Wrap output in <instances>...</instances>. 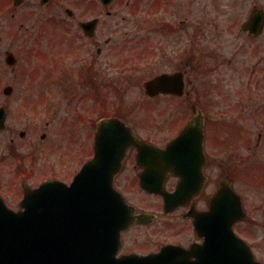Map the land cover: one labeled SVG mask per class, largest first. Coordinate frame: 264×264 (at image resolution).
<instances>
[{"label": "flooded vegetation", "instance_id": "flooded-vegetation-1", "mask_svg": "<svg viewBox=\"0 0 264 264\" xmlns=\"http://www.w3.org/2000/svg\"><path fill=\"white\" fill-rule=\"evenodd\" d=\"M201 1L204 3L201 4ZM213 6H216L213 0H0V64L14 62L7 67L15 71V76L8 75L13 78L10 81L0 75L3 82L0 107L6 109L5 128L0 132V136L3 135L0 143L4 148L0 153V193L8 203L11 206L18 205L25 186L36 187L47 177L70 182L84 163L73 171L72 162H64V147L52 135L55 129L64 128V119H58V115H51L45 123L46 131L41 134V138L48 141V147L43 149H40L39 142L34 143L36 139L32 137V129L18 126L19 120L13 115L26 107L24 103L29 104L32 92L29 89H21L19 92L17 83H14L17 78L21 81H33L29 79L32 77L49 79V83L52 82L50 91L54 96L57 92V78L73 75L87 80L89 90L81 95L80 103L83 104L78 106L75 118L67 119L68 126L65 128L69 143L80 137V140H85L87 150H94L98 122L102 117L119 115L129 124L127 113L132 107L123 100L131 87L132 69L129 64L132 66L144 59L147 53L166 63L173 60V69L157 74L167 72L182 75L185 93L181 97L159 94L155 98L160 100L170 96L179 100L186 99V105L176 102L178 106L175 108L178 111L171 110L183 113L184 120L192 115L195 102L199 101L206 108L194 92L196 77L208 73L211 75L218 71L217 65L231 63L235 56L242 57L245 53L250 67V74L246 78L253 86L247 92L255 94L254 102L258 105L255 112L264 110V106L260 107L264 105V89L261 92L264 86V0H226L222 3L224 10L221 11L213 10ZM254 12L257 14L252 17ZM128 15L135 18L142 15V23L146 27L151 25V32L159 31L163 41H155L150 33L144 32V42L132 41L133 37L128 32L123 34L125 40L120 42L115 40L113 34L103 37L102 28L106 23L111 28L110 22L118 18L126 20ZM92 19H98L96 27L82 26ZM167 38L172 40L166 41ZM107 60L119 64V72L128 83L127 87L119 83L122 80L111 83L115 84L113 90L115 96L119 97L118 104L109 95L101 96L98 93L96 83L100 65L102 61L107 63ZM26 66L28 69H25ZM102 84L107 83H101L100 86ZM8 87L11 88L6 89ZM86 95L93 98L91 103ZM73 97L78 99L79 96ZM15 100H20L21 104L14 107ZM55 118L58 120L55 121ZM212 123L206 111L207 162L203 189L199 194H194L188 204L180 205L172 211H165L162 197L140 191L139 175L143 167L138 163L137 149L131 148L123 156V168L115 177L116 187L136 206V213L151 210L156 217H147L140 222L137 218L136 222L121 231L117 257L131 254L156 255L146 258L142 264H245L244 255L251 254L248 264H264V235L254 233L253 226L245 225L247 219L234 225L236 237L232 242L221 240L212 228L208 234H203L204 227L197 222L199 213L210 211L213 195L223 178L232 177L233 186L242 193L236 185L242 166L236 160L234 150L241 151L243 139L236 144L233 138L224 137L225 133L230 135V132L221 129L217 123H213L214 128ZM58 125L61 127L57 128ZM137 132L142 136L139 130ZM143 137L161 146L170 140L164 138L158 142L152 137ZM21 146L31 147V150L22 154ZM83 149L85 144L82 145ZM178 182V176L169 175L166 188L173 191ZM146 198L154 199L140 202ZM243 199L246 205L244 196ZM79 215L81 213L77 212V224H74L70 232L77 238L85 231L82 224L84 219L80 220ZM66 221L70 222L71 219L67 218ZM113 222L111 218H97L94 227L96 237L100 238L101 234L107 235L111 231L113 233L112 229L108 232L103 227ZM69 231L66 228V233ZM241 239L249 244L250 250H245V243ZM98 249L101 252L99 245ZM164 249L167 250L165 254L157 255Z\"/></svg>", "mask_w": 264, "mask_h": 264}, {"label": "rangeland", "instance_id": "rangeland-1", "mask_svg": "<svg viewBox=\"0 0 264 264\" xmlns=\"http://www.w3.org/2000/svg\"><path fill=\"white\" fill-rule=\"evenodd\" d=\"M224 1L226 0H213V3H216V6H213L212 9L216 11L224 10V7L222 6V3ZM200 3L203 4L204 2L201 1ZM148 4L150 7V3ZM110 23L111 28L108 26L107 23L106 25H104V28H102V35L104 38L113 34L115 40L120 42L122 39L123 41L125 40V36H122L125 32H128V34L133 37L131 39L132 41L135 40L138 42H144L145 40L143 39L142 33L144 32L145 34L150 33L155 41H157V39L158 42L163 41V35L159 31L151 32V29L149 30V27L151 25L149 27H146V24L142 23V15L137 18L128 15L126 20L118 18L116 21ZM136 38L138 39L136 40ZM169 40L172 39L167 38L166 41ZM173 41L175 42V39H173ZM170 46L171 45H169V47ZM247 60L248 58L246 53L242 55V57L241 55L235 56L234 61H232L231 63L225 62L221 66L217 65V72L214 71L211 73V75L208 73L209 75H206L204 78H202L201 76H199L198 78L196 77V84H201L200 87H206L204 82L209 78L213 79L215 77L213 80V85L216 86L219 91L216 93L214 87L213 90L210 91L209 95L205 93L207 94V99L209 101L208 112L211 114L213 120L222 116V119H227L225 121L232 124L233 122L230 119H233L234 116L238 117V111L243 112L242 115H244L245 120L241 122L239 121L240 124H243L244 129L241 131V137L247 138L249 142L246 144H249V146H251L252 153L249 154V156H245L243 154V151L234 150V153L237 154L236 160L239 161L243 170L246 166L248 172V174L242 175L244 171L241 170V175L238 178L237 186L242 189L248 195V197H251L250 200L252 203H250V206L254 210L256 216L255 233L264 235V187H258V185L253 183L256 182V178L264 181V119L261 113L260 118L259 112H255V107L258 106L257 103L254 102L253 96L255 94L247 92L248 89L253 88L245 86L244 84L245 78L250 74V67L249 65H247ZM172 61L173 60H168V63H166L165 61H161L159 58H153L152 54L147 53L144 59L139 60L137 63L133 64L135 66L132 65L133 68L131 64H129V66L132 68V78L134 79L131 81L130 90L126 95V101L129 102L128 106L130 108L132 107L127 113V115L132 121H134L138 125L139 128L141 127L140 124L145 121L144 127L146 129V132L143 131L142 128H140L141 131H143L144 134H148V125L150 128H153L152 131L154 133H151L150 135L154 136L155 138H163L166 136L173 135L175 130H173L174 132L171 130L173 128L172 124L176 126L183 114H180L179 112H177L176 114L171 113V110L176 109L175 107L178 106V103H176L173 99L171 100L167 97H164L160 100L148 99L144 91V80L146 78L154 76L158 72L173 69L174 65ZM243 64L246 65L245 68H243ZM118 65L119 64L117 63L109 62V60H107V63H104L103 61L101 62L100 75L96 83L99 87L98 93H100L101 96L104 95V90H106L105 84L104 86L103 84L100 86L101 83L111 84L116 83L118 80H122L119 83L122 86H128L125 77L121 76L122 74L119 72L120 66ZM30 68L32 69V65H30ZM247 68L248 71L246 70ZM25 69H28V66H26ZM46 69H48V67ZM262 70L263 68H261V74L263 73ZM31 73L33 74L34 72ZM12 74L15 76L14 70L12 71L11 68H7L5 63L0 64V75H4V77L8 81H10L13 78L8 77V75ZM29 79L33 81H21L19 78L14 81V83H17L16 85L18 87L19 92H21V89H29L32 93L30 94L29 104L27 105L26 103H24L23 106L26 107H23L20 110V113H16L15 115H13V117L18 118V126L22 129H32V137L36 139L34 143L39 142L40 149H43L45 146L48 147V141L43 140L41 138V134L46 131L45 123L50 119V116L58 115V119L59 117L61 119H64V128L55 129L52 135L53 138H56L59 141L58 143L60 144V146L62 148L64 147L65 153V150L70 149L72 147V144H74L69 143L70 140L64 135V130L68 126L67 119H69L70 117H76V111H78V106H81L83 104L80 103L82 100L81 95L83 94V92L89 90L88 82L83 77H75L73 75H69L67 78H57V92L56 96H54L51 94L50 91V89L52 88V82L49 83V79H41L40 77H32ZM2 85L3 82L2 78L0 77V87H2ZM211 86L212 83H210V88ZM263 89L264 86H262L261 92L263 91ZM242 90H246L245 93L242 92ZM48 91H50V93ZM199 92H201V94H204L201 88H199ZM262 94L264 95V91L262 92ZM2 95L3 93L0 89V100L2 99ZM75 95L79 96L78 99L73 97ZM227 95L229 97H227ZM86 97L88 100H90V103L93 101L91 95H86ZM77 100L79 102H77ZM238 100L240 101L238 102ZM20 104V100L19 102L15 100L13 106L15 107ZM263 106V104L260 105V107L262 108ZM146 107H152L154 109L156 108V110L154 113L148 115V110L146 109ZM227 108L229 109V111L222 114V110ZM157 112L163 113V116L167 119L160 118L162 115ZM58 119L55 118V121H57ZM152 119H154L155 121H153ZM164 120H166V123H164ZM162 123H164L163 125L166 131H170H165L166 133L162 132L159 135V132H157L155 129L162 127L159 125ZM41 124L44 125L41 127ZM60 127V125L57 126V128ZM260 132H262V135L259 139H257ZM224 135L225 137H228L226 134ZM2 137L3 135L0 136V142ZM78 140H80V137L76 138L77 142ZM52 142L53 141H51V143ZM30 150L31 147L21 146L22 154L29 153ZM86 150L87 148L79 152H73L72 150H69L65 153L66 160L73 163L77 158H80L82 154H85ZM2 151H4V148L3 145H1L0 143L1 154ZM42 152L44 153V151ZM256 161H260V164H258L254 169L253 165ZM250 166L252 167L250 168ZM247 175L249 179H247ZM250 180H252L253 182ZM153 199L154 198H146L141 199V201H138L146 203L147 201L150 202Z\"/></svg>", "mask_w": 264, "mask_h": 264}, {"label": "water", "instance_id": "water-1", "mask_svg": "<svg viewBox=\"0 0 264 264\" xmlns=\"http://www.w3.org/2000/svg\"><path fill=\"white\" fill-rule=\"evenodd\" d=\"M169 79L168 76H161L149 82L150 92L157 93ZM203 124L204 117L197 111L182 134L165 150L151 147V152L164 155L165 162L170 166H174L172 164L176 163L178 154L195 155L196 163L203 162ZM83 174L86 172L76 177L70 187L57 180H48L39 188L27 191L18 211L9 208L0 196V264H95V254L88 251L86 241L84 247L80 245L77 248L74 243L64 246V200L67 195L81 196L83 193L86 197L85 211L95 210L99 198L102 201L103 193L86 191L97 187L98 181L93 185L81 176ZM148 178L146 174L142 176V186L160 190L166 203L182 200L179 189L175 193H165L161 187L149 183ZM222 194L220 192L219 196L222 197ZM116 195L117 200L123 203V198ZM122 210L125 211V208ZM120 216L126 220L121 225L117 224L121 228L130 224L133 218V215Z\"/></svg>", "mask_w": 264, "mask_h": 264}]
</instances>
